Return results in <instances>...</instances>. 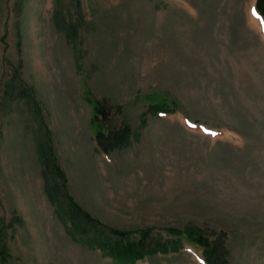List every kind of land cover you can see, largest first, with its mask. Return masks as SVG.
Instances as JSON below:
<instances>
[{
	"label": "rangeland",
	"instance_id": "374dc122",
	"mask_svg": "<svg viewBox=\"0 0 264 264\" xmlns=\"http://www.w3.org/2000/svg\"><path fill=\"white\" fill-rule=\"evenodd\" d=\"M261 9L264 0H0V264H127L93 236L123 247L144 231L148 250L169 249L131 264H208L205 246L174 235L185 228L216 245L214 264H264ZM91 100L109 110L105 133L126 128L109 152L95 141ZM38 140L51 145L47 168ZM64 191L98 225L85 226Z\"/></svg>",
	"mask_w": 264,
	"mask_h": 264
},
{
	"label": "trees",
	"instance_id": "16d2710c",
	"mask_svg": "<svg viewBox=\"0 0 264 264\" xmlns=\"http://www.w3.org/2000/svg\"><path fill=\"white\" fill-rule=\"evenodd\" d=\"M262 10V9H261ZM262 12L264 13V9L262 10ZM74 28L71 25H68L66 27V33L70 34L72 36V34H74ZM91 103H93V110H94V121L96 122V125L98 127V130L95 133V141L97 143V145L99 146L100 149H102L105 152H109L112 148L116 147L117 145H121L124 142L127 141V131L126 128H123L121 130H112V132H107L105 133L104 130L101 128L102 127V123H103V119H106L108 117V112L109 110L106 109V107L104 105H102L101 103H99L97 100L90 101ZM153 106H160L163 107V105L161 104H157V103H153ZM151 105V106H152ZM157 108V107H156ZM36 147H37V156H38V160L40 162V164L44 167L47 168L48 167V160H53V156H52V150H51V145L47 146L46 148V143L44 141L38 140L36 143ZM48 149V150H47ZM49 151V152H48ZM55 171H56V175L58 177H60L61 179V183H62V187L63 189L66 188V177L63 174V172L59 169V167L57 165H53ZM46 170V169H45ZM48 170V169H47ZM66 193V198L68 200L69 206L72 208L73 214H77L79 216V219L85 223V226H96L98 225V221L94 218H92L90 216V214H88L87 212H85L81 206H79L77 203H75L71 197H68V194L66 191H64ZM49 196H51V194H49ZM72 212V211H71ZM71 219V218H70ZM72 220V219H71ZM71 224L73 225L72 221ZM6 227V225L4 224V222L0 221V261L4 262L5 259L8 258V252H7V248H6V243L4 241L5 238V232H4V228ZM75 226L73 225V228ZM106 227V226H105ZM108 230H111L114 234L120 236V237H125L127 234L125 231L122 230H118V229H110L107 228ZM71 234H74V231L70 230ZM83 233H86L85 231ZM174 235H186V237L188 238H192L194 241L198 242L200 245L205 246L204 247V253L205 256L204 258H206L208 264H214L215 262H219L218 260L220 259V252H218L216 245H214V247L212 245H208L206 243V241H203L202 237H201V233L199 229H189V228H185L183 230H175L173 231ZM70 234V235H71ZM146 235H147V231L141 232L139 233V237L138 239H134V240H129L126 239L125 240V244L122 247V243L119 242H107V241H103V240H99L97 238H95L93 236V240L95 242H93V240H86L85 242H90L91 245H98L102 248H105V255L106 256H110L112 259H116L118 260L120 263H133L138 259H141V257L144 256V254L148 251L150 252H154V251H167L169 248V246H165V245H152L148 250V244L146 243ZM177 248V246L175 247V249Z\"/></svg>",
	"mask_w": 264,
	"mask_h": 264
},
{
	"label": "snow or ice",
	"instance_id": "6c2138e0",
	"mask_svg": "<svg viewBox=\"0 0 264 264\" xmlns=\"http://www.w3.org/2000/svg\"><path fill=\"white\" fill-rule=\"evenodd\" d=\"M252 14L253 16H257L258 15V11L256 9L252 10ZM262 28H264V25H262Z\"/></svg>",
	"mask_w": 264,
	"mask_h": 264
}]
</instances>
